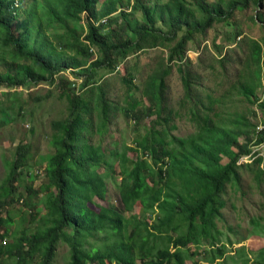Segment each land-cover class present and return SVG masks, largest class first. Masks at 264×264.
I'll list each match as a JSON object with an SVG mask.
<instances>
[{
	"label": "trees",
	"instance_id": "obj_1",
	"mask_svg": "<svg viewBox=\"0 0 264 264\" xmlns=\"http://www.w3.org/2000/svg\"><path fill=\"white\" fill-rule=\"evenodd\" d=\"M98 1L43 0L42 18L51 23L54 16L57 21L72 22V30L80 29V33L68 30L73 40L60 37L58 44L62 49H72L81 59H62L41 45L28 48L27 36L16 34L12 28V20L17 15L15 0H0V44L3 48L10 47L25 64L18 65L13 72L0 71V85L12 88L42 82L52 84L55 74L70 68L72 72L78 70L75 76L82 77V88L94 82L98 69L114 70L131 52L167 47L166 63L161 72L151 77L152 83L146 90L152 102L145 108L147 114L155 115L151 127L163 124L160 129L139 137L134 147L106 153L100 143L92 144L82 135L87 128L89 110L82 94L61 76L58 84L60 96L67 100V113L53 122L55 131L50 142L54 151L46 157L44 167L47 182L33 191L46 196L45 213L35 212L34 208L30 211L31 219H38L42 224L36 225L33 231L15 234L11 242L0 243V264L8 260L11 264H52L60 242L68 247L66 264H187L188 261L191 264H264V245L256 249L245 245L233 247L241 240H222L216 224L225 204L222 197L226 186L238 182L241 168L255 170L258 181L264 179V152L253 153L250 147V144H264V99L258 102L256 95L261 76L264 77V52L261 54L260 44L252 41L248 60L254 67L248 64L243 69V80L238 83V93L260 111L258 130L257 123L242 113L214 109L213 105L221 100L219 97L207 94L208 103H205L194 88L195 75L184 68L189 62L183 61L188 43L197 33L204 34L215 22L229 24L233 10L245 8L248 0H228L225 10L186 0H167L155 6L134 0V8L141 13V21L135 25L125 17L123 9L118 11L123 4L121 0H103L97 10ZM129 1L126 0L127 5ZM252 1L257 7L264 3V0ZM82 14L87 27L81 37ZM157 21L167 23V28L162 29ZM106 23L115 26L104 30ZM92 49L97 53L95 58H92ZM224 61L229 63L226 58L219 59L222 67ZM171 63H178L184 88L181 104L186 105L189 118L195 124V130L183 137L169 134V128L174 125L170 124L171 111L164 102L165 78L171 72ZM123 80L129 85L126 78ZM96 105V132L103 133L111 112L101 87H98ZM130 107L132 116L141 119L140 110H135L134 104ZM252 113L257 116V111ZM251 133L250 141H240V137H249ZM126 149L140 153L135 160H130L131 168H128ZM28 150L27 144L16 146L7 186L0 197V226L10 223L1 214L14 201L11 194L21 179ZM247 155L252 158L251 162H238ZM225 158L227 161L223 162ZM116 159L122 175L117 185L122 207L97 205L93 208L90 206L93 197H104L106 177ZM101 164L108 165L103 173L97 170ZM137 201L143 209L141 217L131 214ZM260 228L255 233L264 235V226ZM5 236L6 233L0 234V239Z\"/></svg>",
	"mask_w": 264,
	"mask_h": 264
},
{
	"label": "rangeland",
	"instance_id": "obj_2",
	"mask_svg": "<svg viewBox=\"0 0 264 264\" xmlns=\"http://www.w3.org/2000/svg\"><path fill=\"white\" fill-rule=\"evenodd\" d=\"M102 1H98L97 10ZM133 1L130 0L127 5L126 0H121L123 4L118 11L123 9L125 17L135 25L141 21V13L134 8ZM142 1L149 6H155L167 0ZM186 1L191 4L202 3L211 7H220L222 10L226 9L228 3V0ZM43 3V0H19V5L16 6L15 1L13 5L17 7L15 10L17 15L12 20L14 32L27 36L28 48L41 45L45 51H50L62 59H69V57L81 59L72 49H62L58 44L60 37L73 40L68 31L72 30V22L57 21L52 16L53 20L49 23L40 16ZM84 16L82 14L80 21L84 28L81 37L87 27ZM93 21L97 22L96 19ZM228 23L215 22L204 34L195 35L193 41L188 43L189 49L183 61H188L189 65H184V68H188L195 75L194 88L204 98L205 103H208L207 94L213 98L219 97L221 100L213 105L214 109L242 113L257 123L258 130L262 119L260 111L255 104H250L238 93V83L243 80V69H246L248 64L250 68L254 67L248 60L253 47L252 41L260 44L261 54L264 52V3L261 2L257 7L254 1L248 0L245 8L233 10ZM157 25L162 29L167 28L165 22L157 21ZM114 26L115 24L106 23L104 30ZM72 31L80 33L79 28ZM130 35L134 37L131 32ZM92 51V58L97 57L95 49ZM167 51V47L156 46L131 52L120 60L114 70L98 69L94 82L90 81L82 88L79 85L81 80L74 77L78 70L73 69L75 72H72L70 68L55 74V81L52 84L42 82L12 88L0 85V197H2L3 188L7 186L8 172L11 161L15 157L16 146L27 144L29 147L25 165L21 170V179L17 183L15 193L11 194L14 201L11 205H6L1 214L10 220L7 225L0 226V234L6 233V236L0 239L1 244L11 242L17 233L33 231L36 225L42 224L38 219H31L30 211L34 208L35 212L45 213L43 200L46 196L42 192L36 195L33 191L42 188L40 186L47 182L44 167L46 157L54 151L50 142L52 133L55 131L53 122L64 118L67 113V100L60 96L59 78L66 77L70 82L69 86L80 92L86 102L89 113L86 115L87 128L82 134L85 139L92 144L100 143L106 153L109 150L121 152L126 147H134L139 137L150 133L153 129H160L163 124L151 127V120L155 115L147 114L145 108L152 102L146 93L152 83L151 77L162 71L166 63ZM222 57L229 61L228 64L224 61L223 67L219 62ZM178 63H171V72L165 78L166 101L164 103L171 111L170 124L174 125L169 128V134L183 137L195 130V124L189 118L186 105L181 104L184 88L177 70ZM21 64L24 66V61L19 59L10 47L3 48L0 44L1 72L5 70L13 72ZM72 78H76V81ZM123 78L127 79L129 85ZM72 83H74L73 86ZM98 87L103 89L110 103L111 112L109 123L103 133L96 132ZM256 95L258 102L264 99L263 76H261V85L256 88ZM131 104L135 105V110H140L141 119H135L132 116ZM254 110L257 111V116L252 113ZM252 137L251 133L249 137H240V141H250ZM250 147L253 153L264 152V144L256 146L250 144ZM137 154H140L139 151L126 149L128 168L132 166L130 160H135ZM251 160L252 158L246 161L240 158L238 162L246 163ZM226 161V158L223 159V162ZM107 167L108 165L101 164L97 170L103 173ZM119 169L120 164L116 159L106 177L104 197L94 196L90 202L91 207L97 208V205L111 206L116 209L122 207L117 186L122 178ZM239 172L238 182L226 186L222 197L225 204L220 209V216L216 219L217 229L224 241L241 240L233 247L245 245L249 249H256L264 245V235L255 233L264 226V179L256 180L255 170L241 168ZM131 214L136 217L144 215L138 201L133 204ZM68 255L67 244L60 242L52 264H66ZM11 263L12 261L8 260L5 264ZM187 264L191 263L188 261Z\"/></svg>",
	"mask_w": 264,
	"mask_h": 264
},
{
	"label": "built area",
	"instance_id": "obj_3",
	"mask_svg": "<svg viewBox=\"0 0 264 264\" xmlns=\"http://www.w3.org/2000/svg\"><path fill=\"white\" fill-rule=\"evenodd\" d=\"M105 19H102V21H104ZM74 76V75H73ZM74 77H76V76H74ZM76 78H79L78 80H82V77H76ZM76 78H72V80H74V81H76ZM74 85V83H72V86ZM80 85V84H79ZM76 92H78V91H76ZM258 128H260V126L258 127ZM248 158L249 159H251L250 157H249V155H247V156H244V157H242V159H244L245 161L246 160H248Z\"/></svg>",
	"mask_w": 264,
	"mask_h": 264
},
{
	"label": "clouds",
	"instance_id": "obj_4",
	"mask_svg": "<svg viewBox=\"0 0 264 264\" xmlns=\"http://www.w3.org/2000/svg\"><path fill=\"white\" fill-rule=\"evenodd\" d=\"M15 1H16V6H18L17 3L19 4V1H18V0H15ZM14 3H15V2H14Z\"/></svg>",
	"mask_w": 264,
	"mask_h": 264
}]
</instances>
